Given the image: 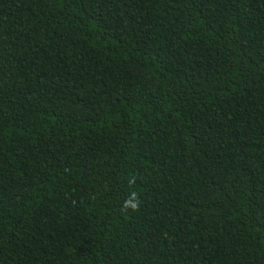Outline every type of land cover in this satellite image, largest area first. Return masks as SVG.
<instances>
[{
  "label": "trees",
  "instance_id": "1",
  "mask_svg": "<svg viewBox=\"0 0 264 264\" xmlns=\"http://www.w3.org/2000/svg\"><path fill=\"white\" fill-rule=\"evenodd\" d=\"M0 264H264V0H0Z\"/></svg>",
  "mask_w": 264,
  "mask_h": 264
},
{
  "label": "clouds",
  "instance_id": "2",
  "mask_svg": "<svg viewBox=\"0 0 264 264\" xmlns=\"http://www.w3.org/2000/svg\"><path fill=\"white\" fill-rule=\"evenodd\" d=\"M139 207V200L135 193L132 194V196L125 201L124 208L125 209H132L136 210Z\"/></svg>",
  "mask_w": 264,
  "mask_h": 264
}]
</instances>
